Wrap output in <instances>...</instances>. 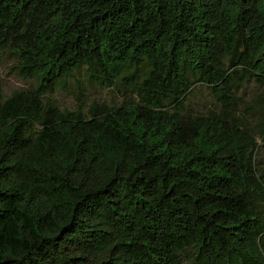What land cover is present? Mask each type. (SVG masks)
Returning a JSON list of instances; mask_svg holds the SVG:
<instances>
[{"label":"trees","instance_id":"trees-1","mask_svg":"<svg viewBox=\"0 0 264 264\" xmlns=\"http://www.w3.org/2000/svg\"><path fill=\"white\" fill-rule=\"evenodd\" d=\"M0 44L37 80L0 81V264H264V0H0ZM75 72L136 96L62 108Z\"/></svg>","mask_w":264,"mask_h":264},{"label":"rangeland","instance_id":"rangeland-1","mask_svg":"<svg viewBox=\"0 0 264 264\" xmlns=\"http://www.w3.org/2000/svg\"><path fill=\"white\" fill-rule=\"evenodd\" d=\"M18 59L15 52L0 44V81L3 91L10 95L16 90L34 87L37 80L34 77H24L18 73ZM205 84L198 83L188 94L185 101L189 113L207 112L215 106V101ZM137 91L132 85L120 82L116 85L102 86L90 81L84 72H75L63 83L56 84L47 95L54 97L62 108H73L83 102L88 106L94 102L120 105L126 99L135 97ZM263 89L255 82H247L239 92L241 101L240 115L243 121L253 129L260 128L259 124L264 114V101L261 99ZM260 149L257 154V165L264 175V145L258 136Z\"/></svg>","mask_w":264,"mask_h":264}]
</instances>
